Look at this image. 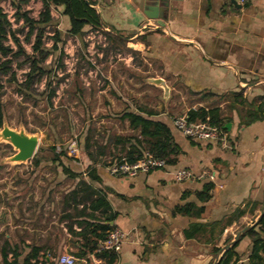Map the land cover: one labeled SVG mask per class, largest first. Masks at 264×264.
I'll return each mask as SVG.
<instances>
[{"label":"crops","instance_id":"crops-1","mask_svg":"<svg viewBox=\"0 0 264 264\" xmlns=\"http://www.w3.org/2000/svg\"><path fill=\"white\" fill-rule=\"evenodd\" d=\"M93 1L102 21L101 30L134 39L135 53L154 71L150 76L161 77L169 85L168 104L175 106L174 111H169L164 103L162 110H157L159 117L171 123L173 117L184 115L191 107L212 104L230 117L225 141L186 138L174 131L181 152L173 165L121 176L96 163L92 166L100 182L88 180L86 167L77 171L93 187L110 189L106 199L116 212L110 223L127 233L112 264H213L226 249V236L234 241L252 226L264 202V120L238 126L245 109L258 105L262 99L251 106L245 103L228 107L235 92H241L247 102L264 95V0H246L242 5L237 3L240 7L230 0ZM62 9L51 8V15L56 23L63 20L67 24L68 17L61 13ZM172 90L179 91V98ZM175 100L184 106H176ZM89 164L90 161L86 166ZM178 168L190 169L195 177L174 180L172 173ZM207 173L214 178L210 179ZM70 179L75 180L74 184L57 198L48 192L51 207L36 201L32 207L23 208L25 222L21 227L25 236L18 242V264L32 246L39 250L30 261L37 260L39 264H60L63 255L73 256L72 264H106L93 253L75 256L83 241L78 234L80 226L73 223L68 228V220L62 215L71 211L61 208L63 194L75 187L79 178ZM207 181H212L213 188L199 218L173 213L178 204H199L195 193ZM247 201L249 208L254 202V208L225 227L216 244L222 249L216 255L211 252L210 243L183 235L190 223L220 220ZM49 215L52 219L47 222ZM55 215L58 221L54 220ZM240 223H245L242 229L235 230ZM249 248L250 240L244 236L235 248L242 261H247Z\"/></svg>","mask_w":264,"mask_h":264},{"label":"rangeland","instance_id":"rangeland-1","mask_svg":"<svg viewBox=\"0 0 264 264\" xmlns=\"http://www.w3.org/2000/svg\"><path fill=\"white\" fill-rule=\"evenodd\" d=\"M14 1L20 2L31 16H37L39 0L26 3L23 0H0V7L7 13L13 28L19 23L13 21ZM65 27V21L57 22L61 39L57 42V49H51V39H45L50 53L44 66L51 70L47 79L50 87L55 88L51 100L47 99L46 77L24 98L6 76H0L4 126L37 138L32 156L24 162L10 161L17 150L0 138V243L5 238L18 243L25 236L21 227L25 222L24 207H32L36 201L41 206L51 207L53 203L46 196L48 192L52 191L53 197L57 198L74 184L75 180L66 177L59 166L50 163L53 148L55 151L65 150L71 157L62 158L63 163L73 170L83 171L89 161L83 153V137L88 134L90 141L106 145L97 165L108 166L120 153L115 137L134 133L127 122L120 119L123 110L134 109L139 104L157 111L162 110L165 103L169 111H174L175 106L168 104L169 98L162 99L161 89L145 81L154 71L148 69L143 57L135 53L134 39L119 41L115 34L108 37L101 29L88 26L81 37L72 36L65 34ZM24 34L25 30L16 32L25 49L30 51ZM3 44L15 50L9 35ZM12 65L16 77L24 78L27 63L20 57L13 59ZM172 93L179 98L178 90H172ZM175 105L183 104L175 100ZM90 151L99 157L96 144L90 147ZM35 159L38 164L34 163ZM50 219L49 215L47 222ZM54 220L58 221L57 215ZM244 224H238L235 230H241Z\"/></svg>","mask_w":264,"mask_h":264},{"label":"trees","instance_id":"trees-1","mask_svg":"<svg viewBox=\"0 0 264 264\" xmlns=\"http://www.w3.org/2000/svg\"><path fill=\"white\" fill-rule=\"evenodd\" d=\"M27 1L23 0L22 2L26 3ZM40 1L41 7L37 17L31 16L29 10L23 9L20 2L14 1L12 3L14 8L13 21L15 23L19 22L14 28L7 13L0 7V76H6L7 81L13 84L16 92L24 98L35 91V85L46 77L44 85L47 91V99L51 100L52 96L55 95V88L50 87V81L47 79L51 70L46 69L44 66V61L50 53V49L45 45V39H51V49H57V42L61 41L57 23L51 15V8L63 7L61 13L68 17L65 27V34L67 35L81 37L86 26L99 30L102 27V21L99 12L92 6L95 4L93 0ZM24 30L23 38L24 41L29 42L30 51L25 49L21 39L16 35V32H23ZM7 35L11 37L15 50L10 45L3 44V40L7 38ZM107 36L110 37L111 33H107ZM115 37L119 41L123 39L118 35H115ZM20 57L22 62L27 63V70L24 72V78L22 79L16 77L12 65L13 59ZM1 95L2 84L0 82V127L5 118ZM259 99L262 100L258 105L245 109L244 113L240 115L238 126L247 125L255 120H264V95L257 96L247 102L246 97H243L241 92L234 93L232 102L228 106L230 108L236 104L244 105L245 103H249L251 106ZM158 113V111L144 105H137L131 110L125 109L120 113V119L125 120L134 133L128 136L115 137V144L120 145V153L108 163V166L113 161L120 159L127 162L135 161L144 152L164 159L165 163L169 165L177 162L181 149L175 140L174 131L178 130L167 119L159 117ZM184 115L188 122L206 121L211 125H216L223 133L227 132L226 123L230 121V117L225 116L220 107L214 104L191 107ZM90 140L91 137L88 134L83 137V153L90 161L84 173L89 181L100 182L99 176L95 173V167L92 165L99 162L100 156L105 152L106 145H100ZM93 144H96V154L99 157L90 151ZM62 158L69 159L71 157L67 155L65 150L55 151L53 148L49 158L50 163L59 166L66 176L79 178L75 187L63 194L61 207L64 211L67 208L71 211L64 212L62 215V218L68 220V228L73 223L80 226L78 234L81 235L83 241L79 245L75 256L81 258L93 253L95 257L103 259L106 264H112L116 258L115 251H95L98 240L102 239L106 232L114 227L110 221L113 220L116 212L111 210V206L106 199V191H110V189L107 187L103 189L93 187L91 183L83 178L81 172L73 171L64 164ZM34 163L38 164V159H35ZM212 188V181L205 182L202 188L195 193L199 204L193 202L178 204L173 208V213L199 218L204 211L205 202L211 196ZM249 203L250 201H247L242 208L236 207L230 215L220 220L190 223L187 228L183 229V235L185 238L199 237L210 243V250L216 255L222 249L221 246L216 244L225 227L233 219L237 220L245 213H251L255 203L251 202V208L248 207ZM244 236H247L250 240L247 261H242L240 255L235 251L238 242ZM230 239L231 237L226 236L223 245L228 244ZM38 250L39 247L32 246L30 252L24 256L20 264H39L37 260L30 261V258H36ZM9 254L11 259H8ZM0 255L2 264H18L19 244L12 243L5 238L0 245ZM42 264L45 263L42 262ZM216 264H264V212L252 226L238 235L231 246L222 251Z\"/></svg>","mask_w":264,"mask_h":264},{"label":"built area","instance_id":"built-area-1","mask_svg":"<svg viewBox=\"0 0 264 264\" xmlns=\"http://www.w3.org/2000/svg\"><path fill=\"white\" fill-rule=\"evenodd\" d=\"M235 1L242 5L246 0ZM171 124L186 137L210 142L225 141L224 133L221 132L216 125H211L206 121L188 122L185 115H179L172 118ZM165 166L166 163L164 159L144 152L140 158L132 162H127L123 159L113 161L108 166V170L113 175L134 176L139 172H147L152 169L164 168ZM172 174L176 181L195 177L191 170L186 168L175 169ZM207 176L210 179L214 178L212 173H207ZM126 237L127 233L125 231L114 226L106 232L102 239L98 240L95 251L113 250L116 252L120 249ZM74 260L75 258L73 256L63 255L59 258V263L72 264ZM97 264L104 263L98 261Z\"/></svg>","mask_w":264,"mask_h":264},{"label":"water","instance_id":"water-1","mask_svg":"<svg viewBox=\"0 0 264 264\" xmlns=\"http://www.w3.org/2000/svg\"><path fill=\"white\" fill-rule=\"evenodd\" d=\"M230 1L234 6L240 7V5L237 4L235 0ZM145 81L148 84L154 85L161 89V97L164 101L168 99L170 95V87L163 78L157 76H149L145 78ZM0 138L9 142L17 150L16 153L10 158V161L14 162H24L29 159L32 156L37 144L36 136L27 135L23 131H16L11 128H8L4 126V121L2 123V126L0 127ZM263 212L264 202L258 215V218L263 214ZM233 242V240L230 241L225 248L231 246ZM216 263L217 262H214L213 264Z\"/></svg>","mask_w":264,"mask_h":264}]
</instances>
